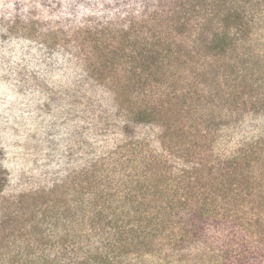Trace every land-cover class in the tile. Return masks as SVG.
Returning a JSON list of instances; mask_svg holds the SVG:
<instances>
[{"label": "trees", "instance_id": "trees-1", "mask_svg": "<svg viewBox=\"0 0 264 264\" xmlns=\"http://www.w3.org/2000/svg\"><path fill=\"white\" fill-rule=\"evenodd\" d=\"M263 1L143 0L136 17L75 32L87 74L113 92L125 129L159 126V148L116 145L60 196L36 197L29 227L3 214L0 264L179 259L191 244L211 248L217 264H264L263 140L229 154L211 148L221 128L264 114V47L254 43Z\"/></svg>", "mask_w": 264, "mask_h": 264}, {"label": "rangeland", "instance_id": "rangeland-1", "mask_svg": "<svg viewBox=\"0 0 264 264\" xmlns=\"http://www.w3.org/2000/svg\"><path fill=\"white\" fill-rule=\"evenodd\" d=\"M140 5L143 0H0V222L14 212L29 227L36 197L60 196L83 168L126 140L143 139L158 150L159 126L125 129L113 92L87 74L73 40L86 27L136 17ZM263 39L260 28L255 46L264 47ZM257 140L264 144V114L221 128L211 148L229 154ZM212 252L191 244L179 259L153 253L128 264H217Z\"/></svg>", "mask_w": 264, "mask_h": 264}]
</instances>
